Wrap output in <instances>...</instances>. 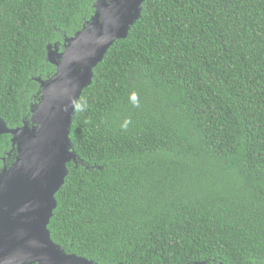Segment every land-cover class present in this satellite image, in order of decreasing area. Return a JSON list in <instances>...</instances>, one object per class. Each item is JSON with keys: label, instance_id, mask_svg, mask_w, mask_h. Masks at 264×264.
<instances>
[{"label": "trees", "instance_id": "16d2710c", "mask_svg": "<svg viewBox=\"0 0 264 264\" xmlns=\"http://www.w3.org/2000/svg\"><path fill=\"white\" fill-rule=\"evenodd\" d=\"M94 2L0 0L9 128L30 124L48 47L61 52ZM92 73L53 243L95 264H264V0H144ZM16 154L0 134V169Z\"/></svg>", "mask_w": 264, "mask_h": 264}, {"label": "water", "instance_id": "95a60500", "mask_svg": "<svg viewBox=\"0 0 264 264\" xmlns=\"http://www.w3.org/2000/svg\"><path fill=\"white\" fill-rule=\"evenodd\" d=\"M143 1L95 0L93 15L65 39L62 51L48 47L55 71L37 78L40 98L30 108V124L9 128L0 117V134L10 135L17 153L0 169V264H95L64 253L47 225L66 164L77 157L69 138L76 102L91 82L92 69L139 18Z\"/></svg>", "mask_w": 264, "mask_h": 264}, {"label": "clouds", "instance_id": "9594fccd", "mask_svg": "<svg viewBox=\"0 0 264 264\" xmlns=\"http://www.w3.org/2000/svg\"><path fill=\"white\" fill-rule=\"evenodd\" d=\"M127 123H128V122H125V125H124V127H127Z\"/></svg>", "mask_w": 264, "mask_h": 264}]
</instances>
